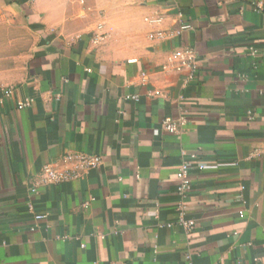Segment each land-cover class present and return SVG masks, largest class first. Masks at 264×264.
Masks as SVG:
<instances>
[{"label":"crops","instance_id":"0c3cea01","mask_svg":"<svg viewBox=\"0 0 264 264\" xmlns=\"http://www.w3.org/2000/svg\"><path fill=\"white\" fill-rule=\"evenodd\" d=\"M179 13L192 29L176 34ZM186 45L200 66L184 86L162 67ZM0 87L13 89L0 102V264H182L188 251L264 264V0H0ZM183 115V132L163 129ZM183 151L207 164L186 199L191 233L176 222ZM69 152L103 163L33 193Z\"/></svg>","mask_w":264,"mask_h":264},{"label":"built area","instance_id":"2783aa9c","mask_svg":"<svg viewBox=\"0 0 264 264\" xmlns=\"http://www.w3.org/2000/svg\"><path fill=\"white\" fill-rule=\"evenodd\" d=\"M143 1V0H133ZM180 26L175 30L176 34H180L184 31L192 29V26L183 20V15L178 14ZM165 20L163 15H156L155 17L148 18V21L155 25H160ZM174 32L166 33L159 31L154 37L165 39ZM106 37L105 32L96 34L92 41L95 44L100 43ZM200 66V59L197 50L190 45L181 46L175 48L169 55L166 63L163 64V70L174 71L177 73H186V77L183 81V85L187 86L193 82L198 75V69ZM12 88L0 87V102L3 101V94H12ZM133 99L138 100L139 96H131ZM32 99L27 98L17 103L19 109H23L31 105ZM187 125V117L180 116L178 119L172 117H166L162 122L164 130L170 133L183 132ZM103 163V157L101 154H89L85 152H69L63 156L60 160L52 161L45 164L41 170L38 181L34 183L32 192L35 193L38 187L42 184H59L74 179H79L88 170L97 168ZM207 164L203 160H200V156L196 153H187L183 151V160L177 169V178L179 180L177 188V220L176 222L184 228L187 233L194 231L196 222L194 219L187 216L188 205L186 202L187 197L193 189V171L195 169L204 170ZM29 211L33 214L36 220L44 219L47 214L37 210L35 203L32 200L27 201ZM169 226L173 225V222L168 223ZM182 264H194L193 253L188 251L185 254V261Z\"/></svg>","mask_w":264,"mask_h":264}]
</instances>
